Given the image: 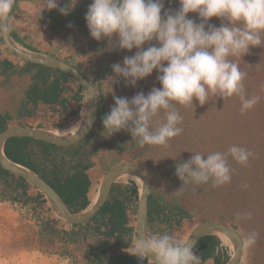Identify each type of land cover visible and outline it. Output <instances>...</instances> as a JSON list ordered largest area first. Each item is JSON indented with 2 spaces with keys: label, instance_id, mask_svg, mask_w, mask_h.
<instances>
[{
  "label": "rangeland",
  "instance_id": "rangeland-1",
  "mask_svg": "<svg viewBox=\"0 0 264 264\" xmlns=\"http://www.w3.org/2000/svg\"><path fill=\"white\" fill-rule=\"evenodd\" d=\"M57 3V9L48 10L44 9L45 0H33L31 9L29 1L19 0L15 14H12L10 19L12 30L17 28V34L18 36L20 34L25 44L26 41L29 44L35 43L36 45L29 46L43 53L69 62L75 61V65L93 81L102 99L100 107H106L110 112L115 103L111 88L115 96L131 99L139 92L147 95L153 87H162L157 80L159 73L156 70L151 76L138 81L135 87L126 86L123 77L117 78L118 82L111 83L108 77L115 76L112 65L120 63L123 66L124 57L134 55L137 50L133 49L131 52L119 48L109 50L108 40L105 38L96 41L92 38L87 24L80 22L81 17H76L80 23L71 25L69 22L74 20L72 16L58 14L57 19L51 18L48 12L59 11V8L68 6L70 0H57ZM91 3L92 0H78L72 11L78 6L88 11ZM179 8V0H166V10L175 11ZM33 12L37 14L38 19L36 31L29 28L28 16ZM43 13H47V16L43 17ZM188 16L197 23L201 22L198 13H189ZM16 23L19 27H16ZM209 23L219 27L222 21L213 17ZM1 33L0 29V40ZM64 36H67L66 40L70 44L63 40ZM116 39L113 38V44L116 43ZM72 43H75V46H72ZM148 46L145 44V48ZM5 59L18 67L16 75L9 79L0 75V114L8 112L17 114L24 105L33 108L28 101V91L34 84L33 77L38 71L29 68L30 71L24 73L26 63L12 54L4 44H0V63ZM241 59H238V63L247 73L244 84L248 96L261 97L253 109L241 114V102L239 97L235 96L226 99L216 96L204 105H200L194 98V107L177 106L184 117L181 125L183 133L174 138L169 146L140 147L137 139H133L128 131L122 130L115 133V142L128 141L127 147L131 150L125 152L114 144L113 147L105 145L98 155L92 158L94 167L89 173L92 177L96 174L94 184L96 183L98 188L111 167L121 164L141 165L151 174L153 193L165 196L166 201L174 207L178 200L179 208L186 209L193 216L183 221L177 228L154 226L150 230L151 235L167 232L186 241L198 225L208 221H222L234 227L245 238L240 264H264V47L250 48L249 54ZM20 72L24 74L21 75ZM99 72L105 77L103 75L99 77L97 74ZM161 120L162 116L155 118L154 126H158ZM67 129L68 127L62 130ZM95 137L100 143H103V138H111L107 137L106 133L104 136L99 132L95 133ZM231 145L245 147L255 155L246 166L229 157L230 166L236 170L230 183L218 187H214L211 182L202 185L189 184L180 194L174 193L183 186V182L175 175V165L180 160H189L195 152L205 155L216 151L226 152ZM252 172H258L259 175L251 180L249 176L250 173L253 174ZM121 181L124 184L133 182L130 178H123ZM10 192L0 179V264H93L89 259L94 239L89 236L78 243L66 245L61 240L63 237L61 230L71 231L72 227L64 222H54L56 216L50 210L46 197L36 200L41 193L39 190L33 188L29 190L31 199L35 200L30 199L28 204L11 201L8 197ZM130 202L129 214L132 218L130 226H135L139 201L133 197ZM237 213L242 216L247 213L252 215L250 219L245 216L237 220ZM46 222L55 224L58 234L53 237L43 235L42 223ZM253 232L258 233V236L254 244H249L248 236ZM225 247L231 251V246Z\"/></svg>",
  "mask_w": 264,
  "mask_h": 264
},
{
  "label": "clouds",
  "instance_id": "clouds-1",
  "mask_svg": "<svg viewBox=\"0 0 264 264\" xmlns=\"http://www.w3.org/2000/svg\"><path fill=\"white\" fill-rule=\"evenodd\" d=\"M165 2L92 0L89 5L85 20L92 38L96 41L106 38L109 50H137L134 55L124 57L123 66L120 63L112 65L115 76H109L108 80L118 82L117 78L123 77L126 86L135 87L138 81L151 76L156 70L159 73L157 80L162 85L161 88L153 87L147 95L139 92L131 99L115 96L111 88L115 103L103 117L104 136L106 133L107 137H111L125 130L137 139L140 147H167L183 133L181 125L184 117L177 106L194 107V98L204 105L216 96L224 99L235 96L239 97L240 111L244 114L261 99L258 95L248 96L244 84L247 73L241 69L238 59L242 60L252 47H264V0H179L180 8L175 11L166 10ZM14 3L15 0H0V21H3L0 29L4 33L8 31L7 20ZM77 3L78 0H70V4L59 8V11L68 15ZM57 7V0H45L44 9ZM189 13H198L201 22L189 18ZM213 17L221 19L219 27L209 23ZM9 31L11 33L10 26ZM113 38H117L115 44ZM153 41L156 43L153 44ZM145 44L149 46L145 48ZM161 116L158 126H154V119ZM254 155L251 150L238 145L229 146L226 152L216 151L206 155L195 152L189 160H180L175 165V175L183 186L174 193L180 194L189 184L211 182L218 187L230 183L236 170L230 166L229 157L246 166ZM91 205L92 201L89 207ZM129 212L130 209L131 224ZM251 215L245 214L249 219ZM245 216L237 213L236 219ZM55 220L61 222L57 218ZM134 222L135 226L131 227L136 234L137 214ZM150 230L148 226L149 236L143 238L136 234L132 244L124 251L141 260L150 259L152 264H201V257L194 253L189 241L167 232L151 235ZM257 236L258 233H250L248 243L254 244ZM229 251L228 248L232 258V249Z\"/></svg>",
  "mask_w": 264,
  "mask_h": 264
},
{
  "label": "trees",
  "instance_id": "trees-1",
  "mask_svg": "<svg viewBox=\"0 0 264 264\" xmlns=\"http://www.w3.org/2000/svg\"><path fill=\"white\" fill-rule=\"evenodd\" d=\"M86 13V10H82V7L78 6L76 10L66 15L74 17V20L70 21L69 24L80 22L87 24ZM58 14L60 15L61 12H48V15L55 19H57ZM45 15L47 16V13H43V17ZM36 16L37 14L34 12L28 16L29 28L32 30L37 28L38 19ZM77 16L81 17L80 22L77 21ZM11 36L21 46L36 52L34 47L20 42L17 34L12 31ZM66 37L64 36L63 40L65 39V42L70 44ZM0 44H3L2 38ZM71 45L75 46V43ZM26 66L27 68L23 70L24 73L29 72V68H35L38 71L33 77L35 82L28 91V101L33 105V108L24 105L20 107L18 115L10 112L0 114V133L16 121L43 114L45 106H49L55 112H59L60 108L68 112V102L77 98L83 99L82 87L75 84L76 81L71 76L59 70L35 64L26 63ZM17 67L13 62L5 59L0 63V75L9 79L16 75ZM23 72L20 74H24ZM101 72L97 73L99 77L104 76ZM99 103L102 105L101 96ZM107 113H109L107 108L101 106L94 130L76 145L63 148L29 138H12L5 145V154L13 163L29 169L44 179L61 196L73 213H82L90 205L88 194L92 182L87 172L94 167L92 158L96 157L105 145L113 147L114 144L125 152L131 150L130 147H127L128 141L115 142V134L111 138H103V143L96 139L95 133L102 134L104 131L102 120ZM258 172H252V175L250 173L249 179L258 177ZM0 179L4 183V187L11 191L8 195L11 201L28 204L31 199L29 194V190L32 188L31 184L22 177L11 174L1 166ZM138 195L139 187L136 183L124 184L122 181L115 183L108 202L98 215L84 225L71 226V231L61 230L63 234L61 240L67 245L78 243L89 236L93 238L94 242L90 248L91 257L89 259L93 264H147L149 259L141 260L124 251L129 247V244H132L136 236L134 228L130 226L128 211L131 199L133 197L138 199ZM42 198L44 195L40 193L36 200ZM175 203L177 209L166 201L165 196L152 194L149 199L148 210L150 229L158 225L177 228L181 226L184 220L193 218L189 211L179 208L178 200ZM54 222L57 223L56 220ZM42 228L41 233L43 235L53 237L58 234V229L55 224L52 225V222L42 223ZM193 251L201 257V264H206L211 259L215 261V264H227L231 259L228 248L218 236L203 238Z\"/></svg>",
  "mask_w": 264,
  "mask_h": 264
},
{
  "label": "water",
  "instance_id": "water-1",
  "mask_svg": "<svg viewBox=\"0 0 264 264\" xmlns=\"http://www.w3.org/2000/svg\"><path fill=\"white\" fill-rule=\"evenodd\" d=\"M16 1L17 0H15L13 8ZM12 10L7 20L8 31L4 33L1 29L2 39L6 48L25 63L59 70L74 78L77 84L83 89L85 97V114L79 130L75 134L67 137L58 136L50 131L9 126L5 131L0 133V166L11 174L22 177L33 187L42 192L56 218L71 226L77 224L84 225L95 218L108 202L114 184L123 178H127V176H137L143 181L144 186L142 189L139 188L136 234L139 233L142 238L146 235L149 236L148 209L149 199L153 191V183L150 173L140 165L121 164L112 167L103 177L98 199L95 204L90 206L92 208L89 210V207L84 212L75 214L69 209L61 196L44 179L29 169L13 163L7 158L4 146L7 141L12 138H29L63 148L76 145L93 131L99 116V97L96 88L78 68L58 57L28 50L19 45L12 38L9 31V19ZM1 23H3V21H1ZM207 236H218L221 239L222 237H226L229 239L234 248V255L227 264H240L244 252L245 239L239 231L222 221H208L198 225L191 232L187 241H189L190 246H192L194 250L198 243Z\"/></svg>",
  "mask_w": 264,
  "mask_h": 264
},
{
  "label": "crops",
  "instance_id": "crops-1",
  "mask_svg": "<svg viewBox=\"0 0 264 264\" xmlns=\"http://www.w3.org/2000/svg\"><path fill=\"white\" fill-rule=\"evenodd\" d=\"M27 1H29V5H31L30 8L32 9L33 8V4H32L33 0H27ZM16 9H17V6H15V11H16ZM15 11H14L13 15L15 14ZM16 25H17L16 27H19L18 23H16ZM9 26L10 27L12 26L11 20L9 21ZM30 30H32V29L30 28ZM11 31L13 33L17 34V28L14 29V31H13L12 27H11ZM33 31H36V29ZM17 36H18V34H17ZM18 39L20 40V42L25 44V41L21 39L20 34L18 36ZM31 41H33V40H31ZM27 44H28V46L29 45H36L35 43L29 44V42L26 41L25 45H27ZM36 52H39V51L36 49ZM40 53H42V52L40 51ZM77 59H79V58L77 57ZM74 60H75V58H74ZM71 62L73 65H75V61H71ZM75 66H77V65H75ZM77 68H79V67L77 66ZM75 84H77V82ZM67 108H68V112H65V110H63L61 108H60L59 112H55V111L51 110V108L49 106H45V108H44L45 110H44L43 114L35 115L32 117H27L25 119L16 121L11 126H18V127L27 128V129H35V130L53 132L55 130H62L63 128H66V127L69 128V126L71 127V126H74L77 124H81V122H82L81 120H83V117L85 114V97H84V94H83V99L77 98V99H74V100L68 102ZM4 150H5V146H4ZM91 170H89L87 172L89 177H90V180L92 182V186H91L89 194H88L90 202L92 201L90 195L92 196V194L94 193V189H96V183L94 184V178L96 177V179H97L96 174H93V177H92V175L89 173ZM95 182H96V180H95ZM209 262H211L212 264H215V261H213L212 259L209 260Z\"/></svg>",
  "mask_w": 264,
  "mask_h": 264
},
{
  "label": "bare ground",
  "instance_id": "bare-ground-1",
  "mask_svg": "<svg viewBox=\"0 0 264 264\" xmlns=\"http://www.w3.org/2000/svg\"><path fill=\"white\" fill-rule=\"evenodd\" d=\"M79 127H80V124H77V125H74V126L69 127L67 130H55L52 133H54V134H56L58 136L67 137V136H71V135L75 134L79 130ZM127 178H130L133 182H135L140 189L143 188L144 183H143V181L139 177H137V176H127ZM99 189L100 188L94 189V193L92 194V196L90 195L91 200H92V204H95V202L98 199ZM91 208L92 207H90L89 210ZM222 241H223V243L225 245L231 246L232 247L231 249L234 250L233 245H232V243L230 242L229 239H227L226 237H222Z\"/></svg>",
  "mask_w": 264,
  "mask_h": 264
},
{
  "label": "flooded vegetation",
  "instance_id": "flooded-vegetation-1",
  "mask_svg": "<svg viewBox=\"0 0 264 264\" xmlns=\"http://www.w3.org/2000/svg\"><path fill=\"white\" fill-rule=\"evenodd\" d=\"M83 72V71H82ZM87 76V75H86ZM92 83H93V81H92ZM94 84V83H93Z\"/></svg>",
  "mask_w": 264,
  "mask_h": 264
}]
</instances>
